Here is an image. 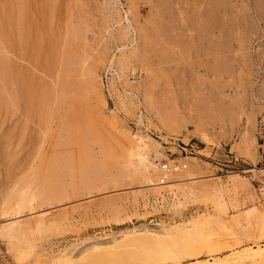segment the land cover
Masks as SVG:
<instances>
[{"label": "rangeland", "instance_id": "obj_1", "mask_svg": "<svg viewBox=\"0 0 264 264\" xmlns=\"http://www.w3.org/2000/svg\"><path fill=\"white\" fill-rule=\"evenodd\" d=\"M76 2L0 0V264L71 262L198 214L247 240L264 218V0ZM175 157L195 175L160 185Z\"/></svg>", "mask_w": 264, "mask_h": 264}, {"label": "bare ground", "instance_id": "obj_2", "mask_svg": "<svg viewBox=\"0 0 264 264\" xmlns=\"http://www.w3.org/2000/svg\"><path fill=\"white\" fill-rule=\"evenodd\" d=\"M77 2H78V0H77ZM77 2H76V4H78ZM150 3H152V2H150ZM152 6L150 5V8ZM29 7H30V5H29ZM74 8H75V6H74ZM29 10H27V11L29 12ZM33 14H35V13H33ZM26 16H28V13ZM35 16H36V14L34 15V17L32 16V18L27 17L29 20H27L28 25L26 26L27 27L26 33L28 35L30 34L29 35V41L31 38L35 39L34 42L35 43L37 42L35 45L36 47L34 45H32V46L35 47V50L38 49L40 51L39 48H43V46L40 45L41 46L40 47L38 45V42H39V40H42V38H40V37H41L43 27L41 28L39 25L40 21L38 22V20H39L38 15L36 18H35ZM74 26H75V24H74ZM32 35H33V37H32ZM26 38H28V36ZM163 39H164V37H163ZM155 40L157 41V39H155ZM13 42H12V44L14 45ZM25 42H26V40H25ZM159 47H160V45H159ZM28 48H29V46H28ZM169 57H171V56H169ZM73 59H74V57H73ZM62 92H64V91H62ZM80 95L82 96V94H80ZM80 98L82 99V97H80ZM64 99H63V101H64ZM85 99H86V97H85ZM85 102H86V100H85ZM82 111H83V109L81 110V113H82ZM84 113H86V112L84 111ZM72 131H74V130L72 129ZM75 133H76V131H75ZM64 151H65V149H64ZM138 155H141V154H138ZM142 159H143V160H141L142 163H143V161L146 163L148 162V160H147L148 158L146 156L144 158L142 157ZM150 166L151 167H148L147 170L150 173H152L151 169H153V167H155V166H153L152 163L150 164ZM156 168H159V167H156ZM157 173H158V169H157ZM148 175H149V173H148ZM185 175H187L188 177H190V176L192 177L195 175V173L193 174L191 172L190 173L187 172V174H185ZM234 176H238V175L233 174V176H231V177H234ZM152 181L153 180H151L150 182H152ZM167 185H170L169 187L173 188V185L171 182H169V184H167ZM171 188H170V190H171ZM202 217H203V214H198V215L193 216L188 222L185 221V222L176 224L174 226L171 225L170 227L163 226L161 229H158V230L145 228L143 231H141L139 233H136L135 231H129V230L124 231L122 233L121 237L118 239H115L114 242H112L110 245L109 244L108 245L107 244H92L88 249H86L83 253H81L80 256H78L77 260H72L71 262H69L68 260L63 258L61 256L62 255L61 254L60 256H58L54 260V262L52 264H181L182 262H185V261H190L191 264H264V218L256 220V223L254 225L255 229L253 228L254 231L249 232V234L247 233L248 234V235H246L247 240H244L243 238H245V237L241 238L240 236H238L235 233L234 228L229 226L231 224L224 226L223 225L224 221L218 219L215 216H213L214 222H205V221L201 220ZM247 217H250V216L247 215ZM6 223H8V222H6ZM10 224H12V222H10ZM16 224H17V222H16ZM16 224H13V226H15ZM215 225H217L218 227H222V228L219 230L216 227L217 228L216 229ZM232 225H234V224H232ZM9 227H11V226H9ZM141 233H143V234H141ZM249 242H251V245L249 248H243L242 250H238L240 247H245V246H243L244 244L249 245ZM228 249H232V250L235 249V252L233 250L234 253H232V251H231V253L229 255L224 256L225 251Z\"/></svg>", "mask_w": 264, "mask_h": 264}, {"label": "built area", "instance_id": "obj_3", "mask_svg": "<svg viewBox=\"0 0 264 264\" xmlns=\"http://www.w3.org/2000/svg\"><path fill=\"white\" fill-rule=\"evenodd\" d=\"M188 168L189 164L177 157L163 161L158 168L160 185L169 184L176 175L186 171Z\"/></svg>", "mask_w": 264, "mask_h": 264}]
</instances>
